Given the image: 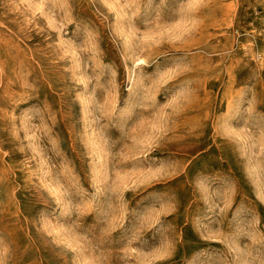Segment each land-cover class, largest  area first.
Here are the masks:
<instances>
[{
  "label": "rangeland",
  "instance_id": "rangeland-1",
  "mask_svg": "<svg viewBox=\"0 0 264 264\" xmlns=\"http://www.w3.org/2000/svg\"><path fill=\"white\" fill-rule=\"evenodd\" d=\"M0 264H264V0H0Z\"/></svg>",
  "mask_w": 264,
  "mask_h": 264
}]
</instances>
